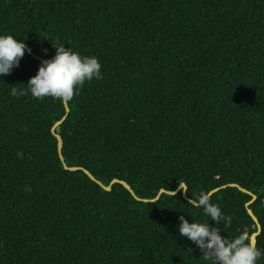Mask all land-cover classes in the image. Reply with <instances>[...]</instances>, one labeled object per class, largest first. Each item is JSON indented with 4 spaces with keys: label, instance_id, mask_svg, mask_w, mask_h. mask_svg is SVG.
Listing matches in <instances>:
<instances>
[{
    "label": "trees",
    "instance_id": "trees-1",
    "mask_svg": "<svg viewBox=\"0 0 264 264\" xmlns=\"http://www.w3.org/2000/svg\"><path fill=\"white\" fill-rule=\"evenodd\" d=\"M3 32L31 51L0 76V264H207L178 216L217 188L220 234L250 236L228 183L264 249V0H0ZM53 43L102 73L65 101L64 162L63 101L9 94Z\"/></svg>",
    "mask_w": 264,
    "mask_h": 264
},
{
    "label": "clouds",
    "instance_id": "clouds-1",
    "mask_svg": "<svg viewBox=\"0 0 264 264\" xmlns=\"http://www.w3.org/2000/svg\"><path fill=\"white\" fill-rule=\"evenodd\" d=\"M64 45L53 43L54 55L41 60L35 74L29 77L27 83H23L26 88L12 87L9 94L16 98L30 94L36 99L52 97L66 101L70 100L85 82L102 78L101 64L97 57L82 56ZM25 51L30 52L31 49L26 47L22 38L17 39V35L8 32L0 33V76L8 75L13 67L18 66ZM181 187L187 191L186 186ZM252 195L255 199V194ZM187 203L208 219L200 222L192 218L189 222L184 215H180L176 228L180 236L187 237L202 250L200 257L207 264H257V261L264 257V249L258 248L248 233L241 232L231 238L220 234L221 229L217 225L222 221L227 226L231 217L225 215L221 208L211 201L209 192L200 191L195 196L191 195ZM209 219L216 222L214 226L209 227Z\"/></svg>",
    "mask_w": 264,
    "mask_h": 264
},
{
    "label": "water",
    "instance_id": "water-1",
    "mask_svg": "<svg viewBox=\"0 0 264 264\" xmlns=\"http://www.w3.org/2000/svg\"><path fill=\"white\" fill-rule=\"evenodd\" d=\"M25 45H26V44H25ZM26 47L28 48L27 45H26ZM27 52H29V51H27ZM29 53H30V52H29ZM33 56H34L36 59H39L40 61L43 59V58H41L40 56L35 55V54H33ZM63 103L65 104V113L63 114V116H61L58 120H56V121L54 122V124L51 126V129H50L51 132H52V134L55 136V138H56V140H57V151H58L59 157H60V159H61L62 162H64V157H63L62 154H61V150H62V140H61L60 135L58 134V131H59L58 126H59L60 123L64 120V118L66 117V115H67V113H68V110H69L68 107H67V105H66V103H65V101H63ZM64 167L67 168V169H69V170H78V169H82V170H83V171H84V172L90 177V179L94 180L96 183H98L99 185H101V186H102L103 188H105V189H110V185H112L113 183H116V182H117V183H120L125 189H127V190L131 193L132 196H134V197L136 198V196L134 195V193H133L131 187H130L129 184H128L127 182H125L124 180L117 179V178H113V179L110 181L109 186H103L101 182H99L98 180H96V179L93 177V175H92L87 169H85V168H83V167H79V166L67 167L66 165H64ZM227 185H230V186H236V187H238L241 191H244V192L249 193V194L251 195V199H250V201L246 202L245 205H246V207H247V209H246V210H247V213H248L249 216L252 218V220H253L254 222H256V225H257V231L254 232V233H252V234L250 235V236L253 238V240L255 241V236L258 234L259 229H260V226H259V224L257 223V219L255 218L254 214L252 213L251 208L248 207V206H249V203L252 201V199H254V195H252V193H250V191H248L247 189H245V188L239 186V185L236 184V183H228ZM181 186H185V184H184V183H180V184L178 185L177 189L174 190V191L165 190V189L160 188L159 191L157 192V194H156V196H155L154 198H152V199H141V200H144V201H152V200H155V199L160 195V193H162V192H166V193H175V192H177L180 188H181V190H182V191H181V195H182L183 197L186 198L185 193H184V189H182ZM215 189H217V188H215ZM215 189L211 190L209 193H212ZM137 199H138V198H137ZM139 200H140V199H139Z\"/></svg>",
    "mask_w": 264,
    "mask_h": 264
}]
</instances>
